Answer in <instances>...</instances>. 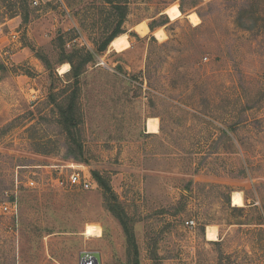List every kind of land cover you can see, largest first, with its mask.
Listing matches in <instances>:
<instances>
[{
    "label": "rangeland",
    "instance_id": "obj_1",
    "mask_svg": "<svg viewBox=\"0 0 264 264\" xmlns=\"http://www.w3.org/2000/svg\"><path fill=\"white\" fill-rule=\"evenodd\" d=\"M126 1L129 47L99 52L116 21L103 0H0V264H79L83 250L101 264H264V0L252 29L245 0ZM75 49L93 59L71 138L59 121ZM72 170L92 187L66 184Z\"/></svg>",
    "mask_w": 264,
    "mask_h": 264
},
{
    "label": "trees",
    "instance_id": "obj_2",
    "mask_svg": "<svg viewBox=\"0 0 264 264\" xmlns=\"http://www.w3.org/2000/svg\"><path fill=\"white\" fill-rule=\"evenodd\" d=\"M24 1V0H23ZM105 3H108L111 6V9L116 17L115 21V29L110 32L98 45H97V50L99 52H102L106 50L107 46L109 45L110 41L115 38L117 35L121 34L124 32L122 29V24L125 20L126 14H127V1L126 0H103ZM246 2H250L252 6H256V11L254 13V16H249L247 17V21L250 24H246V29H252L253 25L257 23V19L260 16V6L258 5L259 0H245ZM242 6H239L238 9H241ZM181 11H183L181 9ZM27 16V13H25ZM257 17V19H256ZM243 16L239 15L238 19H242ZM245 23V22H244ZM154 22L149 24V29L153 30L154 29ZM78 57L80 61L75 63L73 61V58ZM62 59L64 61H69L71 63V68L68 72H70V76L73 79V82L71 83L72 90L71 94L69 96L68 102L65 107H62L60 109V123L62 124V129L69 135V137L74 138L72 135L73 130L76 129V123L78 119V109H76V98H77V89H78V77L83 71V67L85 64H87L89 61H91L92 54L89 51L82 52L79 49H75L71 52V54L63 55ZM94 179L97 181V183L105 190H109L107 181L100 176L97 172H93ZM111 209L115 215L120 219L121 223L125 225V230L127 231L129 241L132 239V234L127 230L126 224L123 222V211L121 210L120 212L113 208L111 206ZM131 238V239H130ZM135 247V246H134ZM136 250V249H135Z\"/></svg>",
    "mask_w": 264,
    "mask_h": 264
},
{
    "label": "bare ground",
    "instance_id": "obj_3",
    "mask_svg": "<svg viewBox=\"0 0 264 264\" xmlns=\"http://www.w3.org/2000/svg\"><path fill=\"white\" fill-rule=\"evenodd\" d=\"M166 12L168 13V15L172 19L177 18L181 14L180 10L178 9V7L176 5H173V6L169 7ZM188 17L192 20L191 22H195L196 19H197V16L195 14H189ZM135 27H136V30L139 33H141V34H144V33L147 32V27H146V25L144 23H138ZM155 35H156L157 38L161 39V38L164 37V32H162L160 30H157V31H155ZM109 46L112 49L116 50V51H122L125 48H127L128 41L126 39V34L125 33H121V34L117 35L115 38H113L110 41ZM59 70L61 72H67L69 70V65L67 63H63L59 67ZM147 130L149 132H157L158 131V123L156 122V120L154 118H149L148 119V121H147ZM243 201L244 200H243V196H242L241 192H239V191L232 192V194H231V202H232L233 205L241 206V205H243ZM206 234H207V236L209 238H211L213 240L217 239L215 230H212L211 228H208L206 230Z\"/></svg>",
    "mask_w": 264,
    "mask_h": 264
},
{
    "label": "built area",
    "instance_id": "obj_4",
    "mask_svg": "<svg viewBox=\"0 0 264 264\" xmlns=\"http://www.w3.org/2000/svg\"><path fill=\"white\" fill-rule=\"evenodd\" d=\"M33 4H37V0H33ZM101 65H104V62H100ZM37 180H35L33 177H27L25 181V185L27 187H36ZM66 184H68L70 187H74L76 189H89L92 187L93 180L91 178H88L85 174H83L80 170H72L67 176H66ZM1 209L4 213L9 214L12 217H15L18 213V207L15 202H5L2 204ZM186 224L193 225L194 220L190 219L186 221Z\"/></svg>",
    "mask_w": 264,
    "mask_h": 264
},
{
    "label": "water",
    "instance_id": "obj_5",
    "mask_svg": "<svg viewBox=\"0 0 264 264\" xmlns=\"http://www.w3.org/2000/svg\"><path fill=\"white\" fill-rule=\"evenodd\" d=\"M79 264H101V254L97 250L79 252Z\"/></svg>",
    "mask_w": 264,
    "mask_h": 264
},
{
    "label": "crops",
    "instance_id": "obj_6",
    "mask_svg": "<svg viewBox=\"0 0 264 264\" xmlns=\"http://www.w3.org/2000/svg\"><path fill=\"white\" fill-rule=\"evenodd\" d=\"M147 30H148V28H147ZM126 39H127V41H128V45H129V40H128V38H127V37H126ZM127 48H128V46H127ZM127 48H125V49H127ZM125 49H124V50H125ZM122 51H123V50H122Z\"/></svg>",
    "mask_w": 264,
    "mask_h": 264
}]
</instances>
